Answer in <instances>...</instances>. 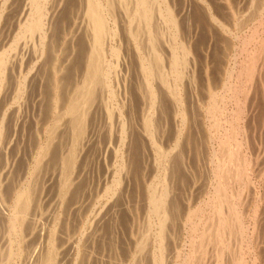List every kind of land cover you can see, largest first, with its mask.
Instances as JSON below:
<instances>
[{"label": "bare ground", "instance_id": "bare-ground-1", "mask_svg": "<svg viewBox=\"0 0 264 264\" xmlns=\"http://www.w3.org/2000/svg\"><path fill=\"white\" fill-rule=\"evenodd\" d=\"M7 1L9 0H3L2 5L0 4V101L10 90L11 80H13L11 73L15 68L14 66L17 63L23 65L27 57H25V53H29V51H24V49L31 45L30 49L35 55V64H38V61L44 56L46 57V55L48 60L52 61L50 63L52 68L51 82L53 81L51 91L54 92L52 102L54 103L55 113H53L51 119L54 122L50 130L49 125L47 126L48 129L44 126L45 130H49H44L48 136L37 147L38 150L33 158L35 159V162L33 161L35 164H33L32 173L30 170L32 175L28 180L26 179V185L22 186V184L21 188H15V192H11L13 193V196L10 194L11 207L7 209V212L3 211L1 206L2 203H7L6 201L9 197H6L5 190L1 188L3 187L2 183H0V218L5 217L9 236L8 246H5L7 253L3 249L8 259L5 264H34L33 256L35 250H31L33 245L30 240L35 230L33 227L35 222L28 225L27 220L30 217L31 208L34 207L37 210L41 208L40 202L45 194V187L42 188V191L38 176H40L42 168L53 162L52 159L55 160V157H57L55 156L56 154H60L59 150L61 152L64 151L62 152L64 153L63 159L60 156V160H63V162L61 161L63 166V180L61 181L62 204L71 194H74V196L78 195L80 191H78L79 182L75 185L74 174H77L76 171L85 172L87 169L85 164H88L89 161L83 157L85 156V149L100 136L98 127L93 128L90 133V128L98 124L97 112L99 113L100 110L98 111V108L101 105V102L99 103L98 101L100 100L99 95L101 98L104 97L102 104L104 105L105 114L109 118L110 129L113 130V121L117 118L116 121L121 134L118 141V150L112 147L114 149L112 151L115 152L117 158V168L112 184L110 182L111 185L107 187L110 196H112L111 198L114 195H118L119 192L121 194L125 192V188L129 189L133 180L136 181L132 174L137 168H140L139 163H142L139 159L138 162L137 158L145 151L140 152L141 154L137 158L136 155L141 148L140 146H145V137L150 140L149 142L152 145L150 147L155 150L156 174L148 185L149 191L146 188L149 194L148 231L145 236L143 235L142 243L139 242L141 243L139 244V253L143 254L144 250L147 249L146 246L151 244V250L148 248L150 255H152L151 264H171L168 254L171 250L170 241L176 236L177 227L175 224H177V217H179L180 211L182 212L181 203H179L181 200L179 202L177 200L179 199L177 190H179L183 182L182 175L184 176L183 171L181 172L184 166L182 167L180 164L185 162L184 154L186 151L188 152L194 146L193 130L196 116L192 98L196 90H198L201 72L208 81L209 100L207 101V112L214 132L213 134L210 132L211 136L209 138L212 154L211 179L208 192L195 206L189 208L188 211L186 210L183 227L185 232L188 231L185 234L186 236L184 235L182 246L178 247L177 251L175 250L171 258L173 261L175 258L174 262L176 264H206L210 257L213 258V260L210 258V264H264V258L259 252L260 246H264V191L261 190L264 182L263 185L257 186V182L255 183L254 180L257 177L259 179L260 177L264 178V171L261 170L262 168L258 169L257 167L260 157L264 153L260 155L257 150L258 145H255L257 137L255 135L256 123L264 125V106H262V101L259 99V95L261 96L264 90V1H260V6L257 5L259 6L257 7V17L256 11H253L251 18H247V21L241 24L240 29L237 26L239 32L233 36L235 39L232 38L234 39L233 45L230 44L232 48L229 52L232 53V57H229L228 64L225 62L227 65L225 64L226 67L223 68L225 73L222 74L224 76L222 74L219 75L223 79L221 82L223 84L219 88L213 86L216 82L210 79V77L213 78L214 76L209 74L213 67L208 65L202 71L200 69L202 67L201 62V67H198V59L200 58L198 53H200V50L196 49V43L195 45L193 44L194 38L190 23L195 24L197 22V25L202 28L205 23L203 17L207 13L206 7L203 4V6L195 4L194 0H85L84 16L86 17L87 25L88 53L85 60L86 64L84 63V73L78 83L76 82L75 84L71 83L75 73H71V71L75 70V63L79 60L77 53L81 52H78L79 47L76 46L80 43L79 37L75 38L76 45L71 48L73 52L72 54L70 51L71 56H67L64 47L61 48L62 43H60L62 44L60 46L61 49L58 47L59 39L64 37V34L59 35V31L63 29L61 26L66 22L65 18L67 15L65 12L66 8H62L64 0H28L21 12L20 19H18L20 23L16 21L19 28L12 42H9L10 45H7L8 47H4L3 45L7 42V38L3 35L6 28L4 30L2 28L4 22L7 19L9 20L7 16L10 15L9 11L12 9V6L7 5ZM209 1L214 4L216 0ZM201 2L205 3V0H201ZM186 3L189 6L188 9H190L188 16L185 14L187 11L184 12V9L187 8L185 7ZM64 5H66L65 2ZM14 8L16 7L14 6ZM210 8H213L212 5ZM210 8L208 7L209 10ZM217 8L220 9V6ZM216 10L209 12L216 14ZM58 13L63 14L62 17L60 16L61 19H56L59 18V16L56 17ZM213 14H211V18L215 22L220 21V16ZM211 23L210 21L209 27ZM220 25H223V23H220ZM205 28L207 30V27ZM214 31L216 32V30ZM217 32H219L218 29ZM1 44L3 45L1 46ZM79 45L82 49V44ZM21 47H24L22 52L20 51ZM132 59L135 61H133L134 64L138 65L141 76V82H138V84L133 82L130 77L131 68L134 67ZM15 61L17 62L16 64ZM34 61L32 60V62ZM124 63L127 64L125 67ZM27 64L29 63L27 62ZM71 67H73L72 70L69 69ZM24 68L21 67L20 69L26 70ZM33 68L35 69V66ZM46 68L48 69L49 67ZM29 81V73L23 72L17 80L16 88H14L15 86L13 87L15 91L10 102L17 105L18 111L15 113V117H13V114L11 116L10 113V109L14 105L12 106V104L8 103L5 107L3 106L5 97L2 101L3 104L0 105V146L9 139L7 137L13 132L14 128L17 132L18 126H20L19 118H25V116H21L22 108L23 106H28L33 100L30 96H28L29 98L27 97L31 88ZM136 81L138 80L136 79ZM13 88H11V92ZM194 89L196 90L194 91ZM138 97L143 98V101L146 102L143 105V120L140 125L134 120L139 105L138 101L140 100ZM170 110L176 120L174 129L168 120ZM95 123L97 124L95 125ZM169 126H171V132ZM141 130L145 133L143 134L144 137L140 133ZM111 133L113 132L111 131ZM146 135H148V138ZM39 137L41 138L40 135ZM12 138L11 136L9 144ZM65 138H67L68 144L63 149L57 144L64 142ZM92 146L90 147L92 148ZM179 148L180 152L176 153ZM8 149L4 150L8 151ZM89 150L91 151V149ZM91 153L93 152L89 154ZM88 157L90 156L88 155ZM142 157L140 156L139 158L142 159ZM45 161L46 165H44ZM47 166L49 169V164ZM142 166L145 168V165H141V168ZM44 170L46 171V169ZM44 172L42 173L44 174ZM137 173L139 174L138 171ZM140 174L144 173L140 172ZM40 179L45 181L43 178ZM49 181L51 182V180ZM0 182L2 181L0 180ZM107 189L105 190L106 194ZM71 197L73 198V196ZM111 198L109 197L108 199L111 200ZM69 199L68 201H71ZM65 202L67 203V200ZM117 202L119 203L118 200ZM98 210L100 211L101 209L98 208L96 211ZM100 213L96 215L97 220L94 219L95 215L93 217L95 222H97V225H94L95 229L97 228L96 230L99 232L102 230L99 226L102 228L101 223L107 214L101 216ZM91 216L93 215L91 214ZM182 216H180L178 222ZM91 221L92 223L94 222L93 220ZM34 225L36 226V224ZM81 230L83 229L81 228ZM95 232L92 231V233ZM59 233L57 226L53 225L50 228L48 247L46 251L43 250L41 252L42 258L38 264H64V258L62 261V250H60L61 246H59ZM82 241L79 240L76 244L75 252L78 259L84 254L85 245L90 242V239L88 241L85 240L83 245ZM44 242L46 241L44 240ZM176 243L174 242V245ZM65 244L66 242L62 244V248ZM139 245L137 244L136 246L138 247ZM172 247L174 246L172 245ZM60 258L61 262L59 263ZM78 259L73 263L79 264ZM66 260L68 261V259ZM81 261L80 263H82ZM87 261L88 263L90 262L89 260Z\"/></svg>", "mask_w": 264, "mask_h": 264}, {"label": "rangeland", "instance_id": "rangeland-1", "mask_svg": "<svg viewBox=\"0 0 264 264\" xmlns=\"http://www.w3.org/2000/svg\"><path fill=\"white\" fill-rule=\"evenodd\" d=\"M0 1H1L0 4L2 5L3 0H0ZM16 1H18V2H16ZM27 1L28 0H22V2H21V0H9V1H7V5L12 6V9L11 10L9 9L10 10L9 11L10 17L7 16L9 18V20L7 19L6 20L7 22L6 21L4 22L3 28H2L3 30L6 28L4 30L6 33L4 32L3 35L5 36V38H7L6 39L7 42H5L4 45L1 44V46L3 45L4 47H8L10 45L9 42H12L13 37L15 36L17 29L19 28V25L17 24V22L20 23V21H18V19H20L21 12H22L23 8L26 6ZM208 1L209 0H207V1L205 0V3L201 2V0H194L193 1L195 4H198V5L203 4L206 7V13L209 15L206 14V16L203 17V19H205V23L203 25L205 27H207V30L203 25H202V28H201V26H198L197 22L195 24L190 23V26L192 28V33H193L192 35L194 38L193 44L195 45V43H196L197 44V45H195L196 49L198 48L200 50V53H198L200 55V58L198 59V67L200 68L201 64H202V67L200 69L203 71V69L206 68L208 65L212 66L213 68L211 69V72L209 74H210V76H212V75H214V76H213V78L210 77V79H212L213 81L216 82L213 84V86H216L219 88L223 84V83L221 84L223 79H221V76L219 77V75H221L222 73H225V71L223 69L224 67H226L225 62H227V61L229 62V57L230 56L232 57V53H230L229 51L232 48V46H230V44L233 45L232 42L235 39V37H233V36H235L239 32V29L241 28V24L242 23L244 24V21H247L246 20L247 18H251V16L253 15V11L254 12L256 11V17L258 16L257 15L258 14V8L257 7H259L261 5L260 1H262V0H254V2H253V0H232V1L231 0H216L217 2L216 1H215V3L213 2L214 4H212L211 1H209V2ZM64 2L66 5H64ZM64 2L62 4V8L63 7L66 8V11H65L67 14L66 18H65L66 22L64 23V25L61 26L63 29H60L59 35L61 36L64 34L63 36L65 37L66 41H65L64 37L60 38L58 47L60 48V46L63 44L61 48L64 47V51L67 52L66 53L67 56H69V55L71 56L73 54L71 48L73 47V45L74 46L76 45V41H75L76 39L75 38L79 37L80 43H78L76 46L79 47L78 52H80V51L81 52L77 53L79 60H77L75 63V66H74L75 70L73 69L74 71H71V73L75 72L73 74L74 77L72 78V81H71V83L75 84L76 82L78 83L82 74L84 73L85 64H86L85 60L87 58V53H88L87 36H86V26L87 25H86V20H85L86 17L84 16L85 0H64ZM219 2H220V4H219ZM227 2H230V3H227ZM1 5H0V7H1ZM185 5H186L185 7H187V8L184 9V12L187 11V13H185V14L188 16L190 9H188L189 6L187 3ZM211 5L213 8H210ZM257 5H259V6H257ZM14 6L16 8H14ZM215 6H217V7L220 6V9L221 8H223V9L220 10L219 8H217ZM208 7L210 8V10L208 9ZM215 8L219 9L220 11L216 10ZM211 10L212 11L216 10L219 15L216 12H214L216 14L209 12ZM60 14L61 13H58L56 15V17L59 16V18H56V19H61L63 14H61V15ZM211 14H213L215 16L217 15L218 17L220 16L219 17L220 21H218L219 23L215 22L213 20V18H211ZM263 15H264V13H263ZM10 19H12L11 20L12 23H10L11 22ZM210 21L212 22L211 26L213 24L212 27L208 26V24L210 25ZM188 22H189V20H188ZM5 23H6V25H5ZM220 23L221 24L223 23V25H220ZM238 24H240V25H238ZM10 26H12V27H10ZM237 26L239 29L237 28ZM250 26H252V25L250 24ZM214 27H215L214 30H216V32L213 30ZM216 28L218 29L219 32H217ZM233 28L235 29V31ZM209 29H211V30H209ZM7 30H8V32H7ZM196 33H197V35H196ZM229 33H231L230 34L231 36L229 35ZM232 38H234V39H232ZM217 39H219V40H217ZM198 40H201V41L198 42ZM64 42H66V43H64ZM60 43H62V44H60ZM79 44H82V49H81ZM237 44H239V43L237 42ZM144 45L146 46L145 43H144ZM22 46H23V44H22ZM28 46H30V47H28ZM28 46H27V49H24V51H29V53H25V57L27 56L25 59V62H24L26 67L24 66V63H23V65H19L15 61V64L17 63L18 66L16 64L14 66L15 68L13 69V71L11 73V77L13 80H11V84H10V88H9L10 90H8V92L6 93V96H4L5 100L3 97V99L0 101V105H2L4 103V105H3L4 107L8 103L12 104V106L14 105L13 107H11L10 113H11V116L13 114V117H15L14 116V115H16L15 113L18 111L17 105L10 102L11 98H13V96H14V94H13V92L15 91L14 88H16V85H17L16 83H17L19 76L23 72L29 73V80H30L29 83H30L31 88L28 92L27 97L30 96V98L33 100H31V103L28 106H25V107L23 106V108H22V115L21 116H25L26 119L24 117L19 118L20 126H18L17 132L14 128L12 130L13 132L11 131L12 133L8 135L9 137H7V138H9V139H7L8 142L6 140L3 142L2 146H0V149H1L0 150V153H1L0 154V175L2 177L0 179L2 182H0V183H2L3 187H1V188H3L5 190L4 193H6V195H7L6 197L7 198L9 197V199H7V201H6L7 203L6 204L2 203L1 207L3 208V211H6V212H7V209L11 207L10 206V204H11L10 196L11 195L13 196V193L16 190L15 188L19 189L22 186L26 185L27 183H25V182L32 175V174H30V170L32 173V169L34 167L33 164H35L34 163L35 159H33V158H34V155H36V152L38 150L37 147H39L40 142L48 136L47 132H44V130H45L44 126L46 127V129H48V127H49V130H50L52 123L54 122L53 120H51L53 117V113H55L54 112V109H55L54 103L52 102L54 92L51 91L53 81L51 82V80H52V71H51L52 68L50 66V63L52 61L48 60V58H47L48 56L46 55V57L44 56L45 58L43 57V58H41V60L38 61V64L37 63L35 64V61H34L35 55L30 49L31 45H28ZM23 48L21 47V50H20L21 52H22ZM68 48H69V50H68ZM70 51L72 54L70 53ZM68 53H70V54H68ZM74 54H75V52H74ZM222 54H224L223 55V56H225L224 58H223ZM208 58L211 60H209ZM31 59L34 62H32ZM46 61L48 62L47 64H46ZM133 61L134 60L132 59V63L134 64L135 61L134 62ZM27 62L29 64H27ZM200 62H201V64H200ZM228 62H227V64H228ZM39 63H40V65H39ZM219 64L221 65V67ZM126 65L127 64L124 63V67ZM130 65L132 66V64H130ZM34 66H35V69L33 68ZM133 66L134 67L131 68L132 71H130V73H131L130 77L132 78L133 82H136V84H138V82H141L140 81L141 76L139 73V68H138V65L136 63ZM21 67H23V68L25 67L26 70L20 69ZM46 67H49V68L47 69ZM72 68L73 67H71L69 69L72 70ZM133 68H134V70H133ZM82 69H83V71H82ZM31 71H33V72H31ZM132 72H133V75H135V77H133ZM134 72H135V74H134ZM76 73H77V75H76ZM222 76H224V75L222 74ZM200 77H201V79H200V82L198 84V88H197L198 90L194 89V91L196 90V92L194 93L195 95H193V98H192L193 103H194L193 104L194 112H195L194 114L196 116L195 122H194L195 127L193 130L194 146L192 149L189 148L190 150H188V152L186 151V153L184 154V156L186 158L185 162H184V164H182V163L180 164L182 167L184 166L181 170V172L183 171L184 176L182 175L183 182L180 185L179 190H177L178 198H179L177 200H178V202H179V200H181L179 203H181L180 206H181V210H182V212L180 211V215L177 218L179 219L180 216H182V215L183 216L179 220V222L177 219V222H176L177 224H175L177 227V229L175 228L176 229L175 235L177 237L176 236L173 237L172 241H170L171 242L170 243V246H171L170 249L171 250L169 249L170 251L168 254H169V258L171 260V264H176L174 262L175 258L173 261L171 258V255L173 256L175 250L177 251L182 246L184 235L188 231L187 230L185 232V229L183 227L184 226L183 225L184 224V222H183L184 221V215H185V213H187L189 208L195 206L198 203V201L208 192L209 183H210V179H211L212 154H211V143H210L209 138L211 136L210 132H211V134H213L214 132L211 128L212 124H211L210 116L207 112V103H208L207 101L209 100L208 85H207L208 81H207V78L203 77L202 72H201ZM34 78H35V80H34ZM136 79L138 81H136ZM32 80H34V81L32 82ZM11 85H12V87H11ZM32 86H34V87H32ZM11 88H13L12 92H11ZM261 94H262L261 96L259 95V97H260L259 99L262 101V106H264L263 105L264 104V96H263L264 90L262 91ZM31 96H33V97H31ZM6 98H8L9 100ZM103 98H101V96L99 95V99L101 101L100 100H98V101H99V103L101 102V105L98 108V111L100 110L99 113L97 112V120H98L97 123L98 124L95 123V125L96 124L97 125L95 127L90 128V133H91L93 128L98 127V133H100L99 138H101V139L99 140V138H96L97 140L95 139V141H93L91 143V145L89 144L85 149V152H84L85 156H83V157H85L87 160H89L88 164L87 163L85 164V167L87 168L85 170V172L76 171L77 174L76 175L74 174V179L76 182L75 185H77V183L79 182L78 183L79 184L78 185V191L79 190L80 191H79L78 195L76 194L74 196V194H71V196H73V198L71 196L68 197V195H67V197H68V198H66L67 203L65 202L66 201L65 200L64 204H62L63 203V198H62L63 195H62V190H61L62 189V182L61 181L63 180V178H62V175H63V170H62L63 160L62 159H63V157L62 156L64 155V153H62V152H64V151L61 152L59 150L60 154L55 155L57 157H55V160L52 159L53 160V162H51L52 164L48 163L49 169L47 166L48 164L45 161L44 165H46V164L47 165L45 166V168H42L43 170L46 169V171L44 170L45 172L42 170V172H44L45 175L41 172L40 176H38L39 182L41 183L40 184L41 190L43 191L42 188L45 187L44 188L45 194L43 195V198L41 199L42 201L40 202L41 208L38 210L34 207H33L34 210H33V208H31L30 217H28V220H27L28 225L33 224L35 222L34 224H36V226H37L36 227L33 224V227L35 228V230H34L33 235H31V240H30V243L32 242V245H33V247H31V250L32 249L35 250V253L33 256L34 264L40 263V260L42 258L41 252H43V250H45V251L47 250L48 234H49L50 228L53 225L57 226L58 231L60 232L59 233V242H60L59 246H61V248H62V244L66 242L65 246H63L62 249L60 248V250H62V261L64 258V264H74L75 260L77 261L78 258H76L77 255L75 252L76 251V244H77V241H79V240L82 241V238H83L82 245L84 244L85 240L88 241L90 239V242L85 245L86 247H85L84 254H82V256H80V259H78L79 264H87L88 263L87 260L90 261L88 264H90V263L91 264H112L113 262H114L113 264H116V263H118V264H121V263L122 264H133V263H135V264H151V262H152L151 261L152 255H150L151 254L150 253L151 244H148L146 246L147 249L144 250V253H145V254L143 253L144 255L142 253L141 254L139 253V250H140L139 244L142 243V240L148 231V224L147 223L149 220L148 219L149 218L148 217V215H149V210H148V208H149V194L147 192L149 191L148 185L153 180V178L156 174V166L154 163L155 150L153 147L152 148L150 147V146H152L149 142L150 140L146 139V137H145V139L143 138L144 142H145V146H140L141 148L139 149V152H137L136 158L138 157L139 154H141L140 152L145 151L144 153L139 155V157L143 156L142 159H140L139 157L137 158V161H138V159L140 160V162L142 161V163H139V165H140L139 167L141 168V165H145V168L142 166V168H141L142 171L140 170V168H137V170L134 171V173H133L134 175L132 174V177L135 178L136 181L133 180L129 189L125 188V192H123L122 194L119 192L118 195H116V196L114 195V197L111 198L112 196H110L107 187L112 184V180H113L114 174L116 172V168H117V165H116L117 164V158H116L115 152L112 150H114V149L118 150L117 149V148H119V145H118L119 142L118 141L120 140L119 138H120L121 134H120L119 125L117 124V121H116L117 118H115L113 121L114 122L113 123V130L110 129L109 118L106 116L105 109L103 107L104 105L102 104ZM138 98L140 100L139 101L136 100V101L139 102V105L137 104L138 109L136 111L135 118L134 117L133 118L137 122V124L140 125L142 123L141 121L143 120V110H144L143 105H145L146 102L143 101L144 100L143 98H140V97H138ZM194 99H195V101H194ZM3 100L6 103L5 102L2 103ZM138 102H136V103H138ZM169 112H170V115L168 116L169 117L168 120L170 122L169 121L168 122L170 124H172L171 126L174 129V127H175L174 125L176 124V120H175V117L171 114L172 111L170 110ZM100 114H101V116H100ZM172 117H174L173 119L175 121L172 119ZM12 118H11V121L13 119H15V118H13V119ZM174 122H175V124H174ZM13 123H14V120H13ZM257 125H258V127H257ZM171 126H169L170 132H171ZM260 126H262V127H260ZM263 129H264V125H262V124L260 125V124L256 123L255 135L257 137H256V144L255 145L256 146L258 145L257 150H258V152H260V155L262 153H264V140H263L264 139V130ZM49 130H45V131H49ZM110 130L113 133H111ZM142 131L143 130H141L140 133H141L142 137H144L143 134H145V133H144V131L143 132ZM109 133H111V134L109 135ZM10 135L13 138L9 144V141L11 139ZM39 135L41 136V138L39 137ZM146 136L148 138V135H146ZM108 137H109V139H108ZM63 141L64 142L59 143L57 145L60 146V148L65 149V145L68 144V140H67V138H65ZM97 141H98V143L96 144ZM109 142H111V143L107 144ZM8 144H9V146H8ZM61 144L62 145L64 144V145L62 146ZM4 145H5V147H3ZM106 145H107V147H106ZM109 145H112V146H109ZM7 146L9 147L10 150L8 149ZM90 146H92V148ZM88 147H90V148H88ZM142 147H146V148H143L144 149L143 150ZM109 148H110V150H109ZM4 149H8V151L4 150ZM89 149H91V151ZM259 149H261V150H259ZM179 150H180V148L176 150V153H179L180 152ZM5 151H7L6 153L8 155L5 153ZM88 151H89V153L90 152H93V153L89 154ZM87 154L90 157L92 156V158L88 157ZM1 155H2V157H1ZM262 155L264 156V154H262ZM262 155H261L260 160H259L260 165L258 164L257 167H258V169L262 168L261 170L264 171V157ZM60 156L62 158L61 160H60ZM188 156H190V157L188 158ZM30 162H31L32 166L30 165ZM93 162H94V164H93ZM60 166H61V168H60ZM51 167H53V168H51ZM88 167H90V168H88ZM137 171L139 172V174L137 173ZM140 172L141 173L143 172L144 174H140ZM84 173H85V175H83ZM135 175H136V177H135ZM51 176H52V178H51ZM48 177H49V180H51V182L48 180ZM40 178H43L44 180L46 178V180L43 181ZM71 178H72V176H71ZM254 180H255V183L257 182L256 183L257 186L263 185L264 178L260 177V179H259L257 177ZM45 182H46V185H45ZM110 182H111V184H110ZM136 184H138V185L136 186ZM18 185H19V187H18ZM41 185H43V186L41 187ZM132 185L134 186L133 188H132ZM146 186H148V187H146ZM79 187H80V189H79ZM146 188L148 189V191ZM12 189H14V190H12ZM106 189H107L108 196H106L107 195L105 192ZM257 189H261V188H257ZM261 190L264 191V186L262 187ZM11 192H13V193H11ZM250 195H252V194L250 193ZM109 197L111 198V200L108 199ZM114 198H116V199H114ZM61 199H62V201H61ZM68 199L71 201H68ZM72 199H74V200H72ZM117 200L119 201V203L117 202ZM108 202H109V204H108ZM115 205L116 206L119 205V206L116 207ZM74 207H76L78 210ZM79 207L81 208L80 210H79ZM98 208H100L101 210L96 211ZM35 209L37 210L36 214L34 213ZM107 209H109V210H107ZM43 210H45V211L42 214ZM106 211H108V212H106ZM95 212H97L96 215H98L101 212L100 213L101 216H103L107 213L103 222L101 223L102 228L99 226V228L102 229L100 232L96 230L97 228L95 229V226L97 225V222H95V220H94V219H96ZM80 213H81V215H79ZM118 213H120V215H118ZM40 214H42V215H40ZM91 214L93 216H91ZM94 215H95V217H94ZM119 216H120V218H118ZM93 217H94V219H93ZM91 220H93L94 221L93 223H96V224H93ZM181 221H182V223H181ZM119 222L120 223L122 222V223L120 224ZM6 224H7V221L5 220V217L4 216L1 217L0 218V264H5L8 261V259L6 258V253H7L6 247L8 246L7 244L9 242V238H8L9 236L7 233L8 232V229H7L8 225H6ZM181 224H182V226H181ZM81 228L83 230H81ZM92 231L93 232L96 231V232L92 233ZM144 231H145V233H144ZM78 232H79V235H78ZM82 233H83V235H82ZM43 235L45 236V238ZM40 236H41V238H40ZM137 237L138 238L140 237V238L138 239ZM68 239H69V242H68ZM44 240L46 242H44ZM87 241H86V243H87ZM139 242H141V243H139ZM174 242L175 243L177 242V243L174 245ZM137 244L139 245L138 247L136 246ZM171 244L174 247H172ZM69 247H72V248H69ZM111 247H112V250H111ZM176 247H177V249H176ZM261 247L264 248V246H260L261 251L259 250V252L261 253V256H263V258H264V255H262V254H264V252H263L264 249ZM3 249L6 251V253L4 252ZM147 250H149V251H147ZM91 251H92V253H91ZM38 257H39V261L37 262ZM210 258L207 260L206 264L211 263ZM66 259H68V261ZM211 259L213 260V258H211ZM84 260H86V261H84ZM80 261L82 263H80ZM111 261H113V262H111ZM60 262H61V258L59 259V263Z\"/></svg>", "mask_w": 264, "mask_h": 264}]
</instances>
